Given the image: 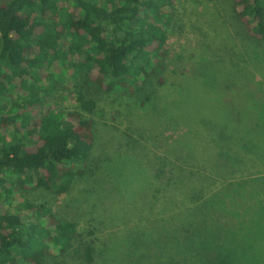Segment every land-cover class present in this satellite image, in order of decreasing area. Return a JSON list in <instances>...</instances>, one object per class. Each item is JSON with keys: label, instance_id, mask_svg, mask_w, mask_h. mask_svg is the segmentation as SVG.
Here are the masks:
<instances>
[{"label": "trees", "instance_id": "trees-1", "mask_svg": "<svg viewBox=\"0 0 264 264\" xmlns=\"http://www.w3.org/2000/svg\"><path fill=\"white\" fill-rule=\"evenodd\" d=\"M60 1L72 10H63ZM175 1L0 0V131L10 137L0 132V264H50L71 254L81 264H264V232L257 234L264 230V223L259 227L264 221V199L259 194L264 188V171L260 177L245 179L238 170L246 161L264 155V61L254 65L259 67V76L220 63L210 85L195 65L179 68L171 59L167 32L160 25ZM222 9L235 36L263 55L264 0H224ZM44 66L49 70L48 80L67 66L82 78L72 92L78 111L68 115L71 119L59 118L47 105L40 74L33 76ZM94 67L97 73L93 76ZM196 76L202 79L198 87L205 96L199 94L200 89L190 88L198 93L190 97L192 104L186 113L177 115L173 110V120L180 118V126L194 130L193 135L202 137L221 157L222 163L211 165L208 174L200 176L202 180H219L221 171L226 176L239 175L233 181L221 179L217 189H202L203 182H199L198 195L197 186L191 182L189 189L186 183L190 180L171 162L164 186H184L181 191L187 199L183 202L193 204L187 217L175 223V209L169 218L173 224L126 237L123 247L106 245L104 254L97 256L100 246L94 231H80L76 222L58 218L44 204L23 196L24 191L40 189L61 197L88 172L97 129L92 116L98 108L87 89L89 84L129 98L153 81L160 88L178 90L181 80ZM18 78L20 83L15 85ZM250 82L256 84L255 90L249 88ZM153 92L140 101L142 110H155L168 98ZM227 92L232 94L230 101L224 100ZM120 106L127 108L128 102ZM188 147L193 149L191 141ZM165 177L157 172L154 184H161ZM239 192L246 193V206L223 211L222 216L246 222V231L251 233L247 232L246 243L230 240L244 248L243 255L221 257L214 251L220 249V241L210 236V222L218 223L215 214L226 201L224 196ZM159 193L166 199L172 195L166 190ZM154 248L156 255L151 253Z\"/></svg>", "mask_w": 264, "mask_h": 264}, {"label": "rangeland", "instance_id": "rangeland-1", "mask_svg": "<svg viewBox=\"0 0 264 264\" xmlns=\"http://www.w3.org/2000/svg\"><path fill=\"white\" fill-rule=\"evenodd\" d=\"M223 1L176 0L174 5L168 8V15L163 17L160 23L167 32L171 59L180 66L179 68H185L188 64L195 65L201 73L206 74L205 82L208 85L214 81V74L217 73L220 63L233 65L237 69H245L259 76V67L255 68L254 65L256 62L264 61V54L259 56L255 50L235 36L233 26L225 20ZM60 4L63 10L68 12L72 10L61 1ZM84 58L81 57L80 60ZM48 71L47 66L40 67L34 71L33 76L38 78L40 74L42 80L39 84L44 88L47 105L52 107L56 116L71 119L68 115L78 111V104L72 92L75 83L82 78H79L77 70L71 66H67L61 73H55L49 80L46 78ZM96 73V67L92 68L91 74L94 76ZM30 79L32 81V78ZM201 81L199 76L189 78L186 82L181 80L182 88L178 90L169 86L160 88L153 81L145 90L129 98L106 93L95 84H89L87 89L96 99L98 108L97 113L92 116L97 123V129L93 160L88 172L75 182L73 190L61 197L40 189L24 191L23 196L35 204H44L58 218L76 222L80 231H94L93 238L100 246L97 256L104 254L106 245L123 247L122 239L126 237L132 238L140 232L149 234L154 228L173 224L169 218L175 209H177L175 223L182 217H187L193 204L189 200L183 202L187 199L185 196L187 193L181 191L184 186L180 189L174 185L164 186L169 178L165 177V174L170 173L168 170L171 162L176 164L178 172L185 174L190 180L186 183L189 189L193 187L191 182L197 186L195 190L198 195L201 191L199 182H203L202 189H217L221 179L226 177L224 182L229 178L233 181V177L239 175L234 173L226 176V172L221 171L219 180H202L203 174H208L207 170L211 165H215L217 161L222 163L221 157L219 158L214 148L202 137L193 135L194 130L180 126L182 124L180 118L173 120V110L176 109L177 115L186 113L187 105L192 104L190 97L198 93L190 91V88L200 89L199 94L205 96V91L198 87H201ZM19 83V78L14 79L15 85ZM250 84L249 88L255 90L256 84L254 82ZM235 89L236 93L241 90L239 87ZM153 91L168 98L155 110H142L140 101ZM261 93L263 98L264 89ZM231 98L230 92L224 95L225 101H230ZM126 101L128 107H121L120 105ZM0 132L6 138H10L6 131ZM190 141L192 150L188 147ZM263 158L264 155H260L258 160L246 161V165L238 170L245 179L249 175H253L254 178L260 177L264 171ZM194 165L197 168H194ZM157 172L165 177L158 185L154 184L153 180ZM190 172L196 173L192 175ZM248 184L250 187L256 185ZM223 185L225 184L221 186ZM163 190L169 191L172 199L169 196L167 197L170 199H166V196L159 193ZM261 191L260 197L264 199V188ZM229 195L231 196H224L226 201L222 204L221 210L216 211L218 223L210 222L212 234L210 236L220 241V249H214L216 253H220L221 257L237 258L244 253V248L238 245L243 241L246 243V235L251 232H248L250 229L246 231V222H238L235 217L231 218L228 214L226 217L222 216L223 211H234L242 205L246 206L243 198L246 197L245 192ZM263 223L262 220L259 227ZM202 227L200 233L204 231V225ZM250 227L253 228V224H250ZM262 232L264 230L257 234ZM230 240H235L238 245L232 244ZM121 252L125 256V251ZM151 253H157L155 248ZM71 255L59 257L50 264H81L77 255Z\"/></svg>", "mask_w": 264, "mask_h": 264}]
</instances>
